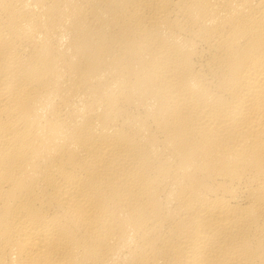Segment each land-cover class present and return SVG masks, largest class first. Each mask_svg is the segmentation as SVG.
I'll return each instance as SVG.
<instances>
[{"label": "bare ground", "instance_id": "1", "mask_svg": "<svg viewBox=\"0 0 264 264\" xmlns=\"http://www.w3.org/2000/svg\"><path fill=\"white\" fill-rule=\"evenodd\" d=\"M0 264H264V0H0Z\"/></svg>", "mask_w": 264, "mask_h": 264}]
</instances>
